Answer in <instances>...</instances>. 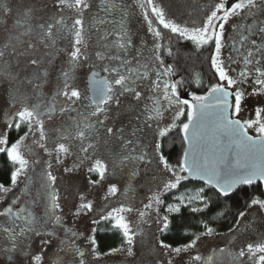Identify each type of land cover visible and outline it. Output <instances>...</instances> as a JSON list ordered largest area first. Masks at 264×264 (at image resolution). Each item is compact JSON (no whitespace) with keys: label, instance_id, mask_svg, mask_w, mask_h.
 <instances>
[{"label":"snow or ice","instance_id":"6c2138e0","mask_svg":"<svg viewBox=\"0 0 264 264\" xmlns=\"http://www.w3.org/2000/svg\"><path fill=\"white\" fill-rule=\"evenodd\" d=\"M34 2L19 0L16 3L14 0L12 5L0 7V87L6 95L7 104L4 122L9 130L15 128L19 131L22 126H27V131L12 143L9 142L8 131L0 132V153H6L13 166L10 173L11 187L0 183V194L6 195L23 183L19 194L0 211V218H4L0 224V238L6 242L0 248L10 261L17 252L24 251L27 255L24 241L32 235L54 237L56 230L63 227L61 201L64 197L59 190L58 176L53 171L52 158L54 156L56 165L63 164L64 157L73 155V140L80 142L75 167L78 168L85 160L93 159L88 172L97 173L101 180L109 171V161L96 158L101 145L106 150L108 145H115L108 150L113 174L127 171L130 180L140 174L141 165L147 168L155 160L158 166H162V178L152 177L154 189H150L148 202L137 210L139 220L135 228L120 214L132 212V207L122 205L108 212L107 216H101L102 220H110L112 226L122 233L123 242L128 246V255H132L134 238L138 234L143 235L141 225L148 222L147 217L151 212L156 213L157 231L164 233L169 229V216L159 214L160 207L165 203L163 197L178 189L182 181L189 179V175L199 176L206 185L215 188L221 197H228L237 185L264 184V121L261 120L264 109H256L255 120L241 121L234 118L241 111L244 85L250 81L252 95L264 94V0H235L230 7H226L221 0L214 4L204 18L199 22L193 21L191 26L167 19L164 9L156 0H135L147 22V31L155 37L147 58L151 63L142 62L144 57L140 49H136L135 56L130 53L134 45L125 24L126 9L120 0H54L53 6L58 9L59 19L55 16L47 19L38 16ZM65 8L73 9L74 15L66 19L63 15ZM93 8L95 12L86 29L85 15ZM117 12L120 14L118 19ZM100 13L111 17L107 20L111 28L104 30L98 43L100 40L108 41L109 37H113V40L102 44L103 50L94 52L95 61L100 62L97 64L90 63L89 31L97 28L99 32L98 25L106 23ZM231 17H239L240 20L232 25V35L226 40L225 24ZM9 18H14V23L9 24ZM152 18L178 39L192 41L197 49L210 46L209 62L217 82L207 88L206 94H193L191 102L177 96V89L184 81L169 82L165 79L175 74V68L171 64L165 65L161 52L172 56L173 51L159 42L162 39L161 32L153 28ZM61 40L68 41L65 48L57 46ZM225 48L230 49L226 56L223 54ZM111 49L117 50V54L113 55ZM61 53L67 56L66 67L60 70V77L55 82V93L50 98L45 97L43 89L50 83L49 70ZM89 63L88 87L81 91L72 81L75 80L77 69ZM233 65L239 66L240 70L236 71ZM97 67L99 71L95 70ZM153 71L155 79L150 78ZM141 81H148L152 85L151 91L157 93L149 97L152 107L145 105L144 112L147 115L144 116L143 127L131 125L129 130L123 125L109 126L107 122L114 119L112 113L122 111L123 98L129 96L137 104L140 102L142 93L137 87ZM195 82L201 83L198 74ZM230 96L234 97V106L229 103ZM161 100L167 102L166 110L174 111L175 115L172 124L154 132L150 154L144 150L142 134H145L146 128H152L151 121L162 115ZM77 102L83 105L82 112L74 107ZM128 107L131 109L132 105ZM230 107L234 108L231 112ZM185 109L187 122L179 126V132L183 133V142L189 147L184 149L178 163L172 165L161 154L159 137L177 127L175 121L184 115ZM57 112L63 118L61 125L46 129L44 118L52 120ZM136 119L139 121L140 116ZM206 119L210 126L205 124ZM251 128H255V136L248 134ZM29 137L33 145L43 150L47 159L39 158L32 147L25 145ZM53 137L55 146L50 149L48 142ZM26 152L37 158L29 160ZM35 165H41V168L33 176ZM72 170L64 168L65 173ZM89 183L96 184L99 181L89 180ZM118 191L117 186L111 184L107 196H115ZM24 197L27 199L24 200ZM173 199L178 203L169 204L165 209L167 213H179L182 207H188L192 213H202L209 207L203 188L195 194H182ZM22 200V204L18 203ZM194 204L202 207L192 206ZM252 206L264 210V199L253 198L248 207ZM92 207V203L85 202V197L81 195L80 203L72 214L78 217L86 211H92ZM34 209H41L42 213L37 214ZM244 216L245 212L238 213L236 224L229 228V233L240 230L241 218ZM93 223L98 221L93 220ZM201 223L204 231L194 233L188 243L172 247L159 240L160 249L179 255L195 248L202 236L215 234L214 228L207 222ZM49 225L51 229L44 231ZM64 232H71V237L60 241L59 251L70 252L72 264H86L85 252L74 244L73 238L77 233L68 228H64ZM89 240L92 245L90 254L94 259L98 258L100 254L96 251V241L92 237ZM41 243L47 245L51 240L44 239ZM41 259V255H33L32 264H39ZM191 262L264 264V241L246 243L237 252L219 247L211 255L192 256ZM53 264H64V261L58 257ZM157 264H160L159 260ZM168 264H173L172 259L168 260Z\"/></svg>","mask_w":264,"mask_h":264},{"label":"rangeland","instance_id":"374dc122","mask_svg":"<svg viewBox=\"0 0 264 264\" xmlns=\"http://www.w3.org/2000/svg\"><path fill=\"white\" fill-rule=\"evenodd\" d=\"M38 0H35V4ZM165 7H173L174 0H161ZM180 1V0H179ZM14 0H0V7L5 4L12 5ZM16 3L19 0H15ZM178 13H183V8L181 5L175 7ZM10 19V18H9ZM146 33V32H145ZM140 34H137V37L133 40V45L136 46L140 43ZM140 46V45H139ZM142 47V46H141ZM143 57H146L147 44L142 49ZM132 56L136 55V49H130ZM225 55V53L223 52ZM239 70L237 66H232ZM252 87L244 88L245 96L241 101V111L234 117L240 119L241 121L248 119H256V109H264V94L252 95ZM3 88L0 87V131L2 129L1 122L5 120L4 113L7 111L6 98L4 94H1ZM80 110V108H77ZM234 108L232 109V111ZM124 109L122 112H113L112 116L114 119H110L107 123L109 126L119 127L121 125L127 127V118L129 113ZM45 119V127L49 126L51 129L54 125L59 126L62 123V117L57 112L56 116L52 120ZM94 119V118H93ZM261 120L264 121V113H262ZM170 123H172L170 121ZM129 130L130 128L127 127ZM248 134L255 136L257 133L255 128L248 129ZM103 135V132L101 133ZM142 142L144 144V150L152 153V134L150 132L147 135L142 136ZM75 144L76 141L71 142ZM32 147L35 152H39L41 159H47L45 153L42 149L36 147L32 144L31 137L29 138L28 145ZM55 145H48L51 149ZM114 144L107 146V149L110 150L114 148ZM108 150L104 145H101L99 151L96 153V158L109 161V171L105 174L103 180L100 179L99 175L96 173H91L89 177L82 176V171L80 168L75 167L74 163H70V167L73 169L72 172L65 173L64 168L66 167V161L61 165H56L54 162L53 156V171L54 174L58 176L59 190L62 193L64 199H62V209H63V228H68L71 231L77 233V236L73 238L74 244L76 247L80 248L85 252L86 264H157V261H160V264H168V260L172 259L173 264H192L191 257L200 254L202 256H208V252L211 249H218L219 247H225L223 240L216 239L215 236H202L200 240L197 241V245L193 249H189L188 252H184L182 255H176L171 252H165V250L160 249L158 241L162 240V235L165 233H160L157 231V225L155 224L156 213L155 211L151 212L147 217L148 222L141 225L143 229V235L138 234L134 238V243L132 245V255L127 253V245L123 244L122 252L115 253L106 258H93L91 256V241L89 237L93 238L92 233L95 231V228L98 224H110L112 231H116L122 235V233L112 226L110 220H102L101 216H107L108 212H111L113 209L120 208L122 205L125 207H132L134 210L132 212L120 213L125 217L129 222L130 226L135 228L137 221L139 220L137 210L142 209L143 205L148 202L147 197L151 194L150 189H154L155 182L152 180L153 176L157 178H162L161 169L162 166H158L157 162L154 160L152 165L146 169H140V174L133 179H129L127 171H117L113 174L112 165L109 159ZM72 157L76 158L77 152H74V145L72 147ZM68 156L64 157L67 158ZM151 158V156L149 157ZM93 163V159L91 164ZM160 169V171H159ZM89 180H98L99 183L91 184ZM186 182L182 181L178 189L173 190L172 192L166 194L163 199L165 201L164 205L160 207L159 214L161 216L168 215L169 217L176 213H167L165 209L169 204H177L178 201L173 199V197L180 196L182 194H195L199 191L197 188H192L186 186ZM111 184H115L119 191L115 196H107L108 187ZM18 192L11 191L6 195L0 194V211L7 207L14 199ZM85 197V202L90 201L92 203V211H86L80 216H73L75 212L76 205L80 203V196ZM107 197V198H106ZM264 199V197L262 198ZM192 206L202 205L194 204ZM188 208V207H182ZM4 218H0L2 222ZM93 220L98 221V223H93ZM71 236V232L67 233ZM231 236L233 240V246L235 248H240L246 243L249 242H261L264 241V210H260L258 206L249 207L245 211V216L241 218V228L239 231H234ZM123 237V236H122ZM45 238H38L33 243L28 242L24 243L26 248L27 255L24 251L17 252L13 254L12 260H9V257L5 252L0 248V264H32L31 257L33 255H41L42 259L39 264H53V261H56L59 258H62L64 264H71L72 257L71 253L65 255L64 252L59 251V245L56 248H53L51 244L44 245L41 243ZM256 240V241H255ZM5 241L0 238V245H5ZM90 243V246H89ZM30 246H29V245ZM58 254V255H57Z\"/></svg>","mask_w":264,"mask_h":264},{"label":"flooded vegetation","instance_id":"af4514ba","mask_svg":"<svg viewBox=\"0 0 264 264\" xmlns=\"http://www.w3.org/2000/svg\"><path fill=\"white\" fill-rule=\"evenodd\" d=\"M120 2L125 6V9H126L127 16H126L125 24L128 29L129 35L132 38V41L137 37V34H140V37H139L141 39L140 43L138 45L136 44V46L134 45L133 48L142 49L147 44L146 57L144 58L142 62L151 63L150 61H148L147 58L151 54L155 37L153 36L152 33H149L147 31V22L144 21L143 16L141 15V9L137 6L135 0H120ZM219 2H221V0H180V1L174 0L172 3L173 7L171 8L170 6V8H167L165 7V5L163 4L161 0H156V3L164 9L167 19L173 20L174 22L181 24V25L187 24L189 26H191L193 21L199 22L202 18H204L205 14L208 11H210L212 7H214V4L219 3ZM223 2L226 7H230L231 3L235 2V0H223ZM53 3H54V0H38L36 4L34 3V7L37 9V15L43 16L45 19L51 16H55L57 19H59L58 9H56L53 6ZM45 4H47V7H45ZM179 5H181V7L183 8V13H178V11H176L175 7H178ZM94 12H95V8L87 12L85 15L86 29L89 27V24L91 22L92 13ZM63 15L67 19L68 17L74 15V10L65 8L63 11ZM119 15H120L119 12H117L116 13L117 19L119 18ZM100 16L101 18L105 19L106 23L103 25H98L99 32L97 31V28H91L89 31V35L91 36V39L89 40V46H90L89 51L91 55L90 63L95 62L97 64H99L100 62L95 61L94 52L97 50H103L101 48V45L105 43H109L113 40V37H109L108 41L100 40L98 43L99 37L103 35L104 30L111 28V25L107 23V20L111 19V17L105 15L104 13H100ZM152 19H153V28L161 32L162 39L159 42H161L166 48L170 47L173 51L172 56H168L167 53L164 51L161 52V58L164 60L165 65L171 64L175 68V74L170 75L166 77L165 79H167L169 82H173V81L181 80V79L184 81L183 84L180 85L177 89V96L180 99H187L191 102L193 94L195 95L206 94L207 88L212 83L217 82V79L214 78L213 70L211 69L210 62H209L210 46H204L200 49H197L196 45L192 41L178 39L177 36L172 34L169 30L163 29L162 26L157 25L155 23V18H152ZM239 20H240L239 17H231L228 23L225 24L224 35H225L226 40L232 35V25L234 23H237ZM68 22L69 24H71V20H69ZM8 23L9 24L14 23V18H10L8 20ZM67 43H68L67 40H61L58 42L57 46L61 48H65L67 46ZM229 51L230 49L225 48L223 50V52L225 53L224 56H226ZM111 53L115 55L117 54V50L111 49ZM181 58L185 59L184 62H186L187 60L192 61V64L189 65L188 67L185 66V63L181 61ZM66 60H67V56L64 53H61L60 55L56 57L54 61V65L49 70L50 83L43 89L45 97L50 98L55 93V82L60 77V70L66 67ZM90 63L85 64L83 67L77 69L75 73V80L72 81V83H74L75 86H77L81 91H84L88 87ZM105 63H107V61H105ZM233 66H237V65H233ZM237 67L239 68V66ZM95 70L99 71V68L97 67ZM197 74L199 75V79L201 81L200 84H197L195 82L197 78ZM101 75H104V74L101 73ZM150 78L155 79L154 71L150 73ZM251 86H252L251 82L249 81V83L247 85H244L243 87L251 88ZM151 88H152V85L148 81L139 82V86L137 87V90L141 91L142 98L138 104L136 101L132 100L131 97L129 96H126L125 98L122 99L121 109H124L127 112L131 110L127 118V127H129L130 130H131V125H139L143 127L144 116L147 115V112H144L145 105L151 108L152 102L149 99V97H153L157 95V93H154L151 91ZM1 94H4L6 98L4 91H2ZM85 103H87V101H85ZM130 104L132 105L131 109L128 107ZM160 104L163 106L162 115L158 117L157 120L151 121L152 128L151 129L146 128L145 134H142L143 136V135H147V133L150 132L152 134V140H153V135L155 131L167 128L170 124L173 123V118L175 115L174 111L166 110V106H167L166 101L161 100ZM232 105L234 106V97H232ZM74 107L80 108L79 111L81 112L83 111V105H81L79 102H77L74 105ZM232 109L233 107H231V111ZM71 115L75 116L76 113H72ZM153 115H155V113H153ZM137 116H140L139 121H137L136 119ZM4 121L1 122L2 129L0 132H4V131L9 132V142L10 143L15 142L16 139H18L20 136L24 134L25 131H27L26 125L22 126V128L19 131H17L15 128L9 130L7 129ZM170 121L172 123H170ZM185 122H187L186 109H185L184 115L180 116V118L175 121L177 127L171 128L166 133L165 136L159 137V140L161 143V154H163L165 158L168 160V162L172 165H176L178 163V160L183 156V152L185 149V143L183 142V133L179 132V126ZM46 129H49V126L46 127ZM29 138L25 140L24 142L25 145H28ZM75 141L76 143L72 145H74V152L78 153L80 142L78 140H75ZM181 142L183 143L181 144ZM48 145H55L54 137L49 140ZM36 153L39 156V152H36ZM172 154H173V158H172L173 160L170 158ZM26 158H28L29 160H32V159H36L37 157L33 156L32 153L30 152H26ZM63 159L64 161H66V167L71 168L69 165L70 163H74L75 165L76 158L73 159L72 155H69L67 158H63ZM91 162H92V159L85 160L84 163H82L78 167L81 169L83 173L82 174L83 177L90 176L91 173L88 172V168L91 165ZM141 167L142 169H146L143 165H141ZM3 168L8 170V175H9L8 185H5V187H11L10 173L12 171L13 166L11 162L8 160L6 153H0V171ZM40 168H41V165L34 166V171L32 173L33 176H35L36 173H39ZM22 179L23 178H21V180ZM22 187H23V183L21 182L15 188H13L12 191L18 192L19 194L20 189ZM23 199L26 200L27 197H24ZM18 203L22 204L23 200ZM34 211H36L37 214L42 213L41 209H34ZM3 222L4 220L0 222V224H2ZM51 227L52 226L49 225L48 229H44V231L50 230ZM102 234L103 235L112 234V230L110 228L109 223L98 224L95 228V231L92 233L93 238L96 241L95 247L98 253L100 251L99 244H98V237ZM231 234L232 233H229L228 231L224 233H215L212 236H215L216 239L218 240L219 239L223 240L224 244H226L225 247L230 249L232 252H237L239 251L240 248H235L234 247L235 245L233 246V241L235 242V239L233 240V237L231 236ZM164 236H166L165 233L162 235V238ZM70 237L71 236H69L68 234L64 232V228L61 227L56 230V235L54 237L32 235L29 241L30 243H33L38 238L50 239L51 240L50 244L52 245L53 248H56L57 245L60 244L61 240H66V239H69ZM118 239L120 241L119 244L111 249H119V251L112 252L110 251L111 249H109L108 251L105 250V252L99 253L100 255L98 258H106L107 256H110L112 254L119 253V252L121 253L124 242H123V237L120 233H118ZM26 242L28 241L25 240L24 243ZM89 246H90V243H89ZM214 250L216 249L215 248L211 249L208 252V255H211ZM66 254L67 253H65V255ZM182 254H184V252H182L180 255ZM71 264H72V261H71Z\"/></svg>","mask_w":264,"mask_h":264},{"label":"trees","instance_id":"16d2710c","mask_svg":"<svg viewBox=\"0 0 264 264\" xmlns=\"http://www.w3.org/2000/svg\"><path fill=\"white\" fill-rule=\"evenodd\" d=\"M142 2V0H141ZM185 66L192 64V61L181 58ZM195 63V62H194ZM181 139V138H180ZM182 141V140H181ZM183 142H181L182 144ZM173 158V154L170 156ZM173 160V159H172ZM8 170L3 168L0 171V182L8 185ZM186 186L192 188H203L204 194L209 200V207L202 213H192L189 208H183L179 213L169 217V229L165 232L166 236L162 238L165 243L172 247L188 243L193 238V234L203 232L201 221L207 222L214 228L215 233L228 232L236 224L238 213L245 212L253 198L262 199L263 194L259 185L252 187L240 186L230 197H221L212 189H208L198 183L187 181ZM118 232L112 231L109 235H100L98 237L99 253L105 252L119 244Z\"/></svg>","mask_w":264,"mask_h":264},{"label":"water","instance_id":"95a60500","mask_svg":"<svg viewBox=\"0 0 264 264\" xmlns=\"http://www.w3.org/2000/svg\"><path fill=\"white\" fill-rule=\"evenodd\" d=\"M229 103H230V105H232V96L229 97ZM210 111H211V110H210ZM229 112H231V107L229 108ZM205 124L208 125V126H210V124H209V120H208V119L205 120ZM190 132H191V129H190ZM187 147H189V145H188V144H185V148H187ZM209 147H210V144H209ZM187 181L192 182V183H198V184H200V185H202V186H204V187H207L208 189H212L213 191L216 192V189H215V188H213L211 185H206L205 182H204V180H201L199 176H192V175H189V179H188ZM254 185H259V186L261 187L262 194L264 195V184H261V183L257 182V183H254L253 185H237V186L232 190V192L229 194L228 197L232 196V195L237 191V189H238L240 186L252 187V186H254ZM216 193H217V192H216ZM217 194H218V193H217ZM224 198H225V197H224Z\"/></svg>","mask_w":264,"mask_h":264}]
</instances>
